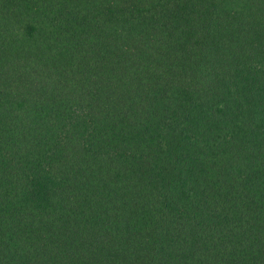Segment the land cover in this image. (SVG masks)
I'll return each instance as SVG.
<instances>
[{
	"label": "trees",
	"instance_id": "16d2710c",
	"mask_svg": "<svg viewBox=\"0 0 264 264\" xmlns=\"http://www.w3.org/2000/svg\"><path fill=\"white\" fill-rule=\"evenodd\" d=\"M0 264H264V0H0Z\"/></svg>",
	"mask_w": 264,
	"mask_h": 264
}]
</instances>
